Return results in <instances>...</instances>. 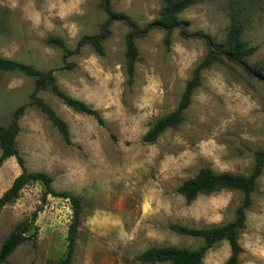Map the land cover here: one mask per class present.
<instances>
[{
    "label": "rangeland",
    "instance_id": "374dc122",
    "mask_svg": "<svg viewBox=\"0 0 264 264\" xmlns=\"http://www.w3.org/2000/svg\"><path fill=\"white\" fill-rule=\"evenodd\" d=\"M102 0H0V56L53 70L58 88L96 110L103 123L67 107L49 90L37 97L66 124L69 144L28 96L34 79L0 71V125L26 105L15 145L27 173L52 177L51 189L80 199V224L71 264H145L136 256L150 247L198 248L203 240L177 234L169 225L207 228L232 221L243 195L221 190L186 201L177 192L199 169L248 176L254 153L264 149V78L219 59L201 72L181 123L154 142L143 135L176 109L185 83L208 53L204 37L226 50L231 20L241 38L255 46L243 59L264 75V0H195L178 14L187 24L170 34L152 30L135 39L138 58L133 82L126 83L129 27L110 23L98 55L86 45L62 61L63 51L46 43L77 40L99 32L107 15ZM109 9L139 28L158 17L159 0H107ZM21 173L14 157L0 165V196ZM41 182H28L0 207V245L14 231L27 237L2 264H57L66 253L72 210L69 199L45 195ZM242 229L237 232L238 264H264V168L255 180ZM226 240L216 242L201 264H224ZM167 264V263H154Z\"/></svg>",
    "mask_w": 264,
    "mask_h": 264
},
{
    "label": "trees",
    "instance_id": "16d2710c",
    "mask_svg": "<svg viewBox=\"0 0 264 264\" xmlns=\"http://www.w3.org/2000/svg\"><path fill=\"white\" fill-rule=\"evenodd\" d=\"M159 1L161 3V8L158 17L148 22L144 27L139 28L134 22L129 21L122 15L113 13L107 5V0H102L100 6L106 13L107 18L101 25L98 33L81 36L77 40L75 48L72 51L65 46L61 38L49 37L46 43L56 46L63 51L62 61H65L71 54H77L79 49L86 45L90 46L98 55H102V42L109 36L108 27L110 23L114 20L122 21L129 27V32L126 34L125 71L127 76L126 83L131 85L133 82L135 63L138 58L135 39L145 36L152 30H161L165 32L163 41L165 46L168 47L171 32L175 29H183L187 24L178 17V14L195 2V0ZM241 31V25L231 20L225 39L226 50L216 47L208 36L204 37L208 47V53L194 68L191 78L186 81L176 109L157 119L143 135L142 142H154L166 129L175 128L181 123L183 111L188 107L192 93L200 85L201 72L210 67L215 61L225 59L228 62L237 63L241 65L249 75L253 73L255 76L264 78L260 69L248 67L243 61L245 57L255 52L256 47L250 46L246 41L242 40ZM0 71L16 72L34 79V89L28 96L29 104L36 107L46 117L56 128L66 144H69V137L65 122L55 114L49 104L37 97L38 91L49 90L67 107L76 112L94 117L100 125L103 123L96 110L90 108L84 102L65 94L58 88L53 76V70L45 72L33 66L15 62L0 56ZM25 108L26 105L16 108L11 114L8 125H0V165L5 159L14 157L21 168V173L13 179L9 188L0 196V207L15 199L20 189L28 182H41L45 187V195L51 194L55 197L69 199L72 215L71 222L67 229L66 253L57 264H71L74 243L77 238L80 224V199L78 197H69L66 193H56L52 191L50 187L52 177L50 175L43 172L27 173L24 169L23 159L16 149L15 138L19 131L18 120L22 116ZM254 161L253 170L248 176L235 175L228 172L217 173L208 167H203L199 169L192 178L183 181L177 189V192L181 194L186 201H192L201 194L206 195L221 190L240 191L243 195L242 202L236 208L235 217L232 221L207 228H188L177 224H171L169 225L171 231L180 235L202 239L203 244L194 249L173 246L150 247L137 255L135 260L145 264H201L204 253L210 247L218 241L226 240L230 248V255L224 264H238V256L241 252V247L238 242L237 232L239 229L243 228L245 212L251 202L250 194L254 189L255 180L260 176L264 168V149L254 153ZM26 238L23 231H14L10 233L0 245V264H2L16 247L26 240Z\"/></svg>",
    "mask_w": 264,
    "mask_h": 264
}]
</instances>
